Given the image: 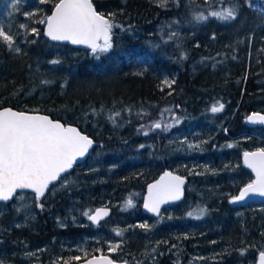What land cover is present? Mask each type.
<instances>
[{
    "label": "trees",
    "instance_id": "trees-1",
    "mask_svg": "<svg viewBox=\"0 0 264 264\" xmlns=\"http://www.w3.org/2000/svg\"><path fill=\"white\" fill-rule=\"evenodd\" d=\"M92 1L113 25L111 47L93 52L57 44L45 36L44 25L20 55L0 40V108L44 112L77 125L95 139L93 152L117 157L105 158L118 162L107 168L90 155L75 168L69 193L59 197L74 204L78 199L91 210L111 207V226L119 219L122 238L132 240L127 250L136 246L140 259L144 254V261L157 264L201 256L217 264L256 261L264 251V203L240 208L231 201L254 179L243 153L264 148V128L247 124L251 112H264V21H253L249 0ZM232 7L235 19L209 15ZM198 13L208 18L197 20ZM241 23L248 25V35L238 54L223 45ZM165 71L179 74L176 93H167ZM217 102L224 108L213 113ZM166 168L188 176L186 199L205 206V217L186 220L166 209L142 228L147 184ZM206 186L216 188L215 200L193 194L192 188ZM131 195L133 210L125 207ZM64 203H56L54 211ZM50 204L38 211L49 212ZM120 259L135 264L133 257Z\"/></svg>",
    "mask_w": 264,
    "mask_h": 264
},
{
    "label": "snow or ice",
    "instance_id": "snow-or-ice-1",
    "mask_svg": "<svg viewBox=\"0 0 264 264\" xmlns=\"http://www.w3.org/2000/svg\"><path fill=\"white\" fill-rule=\"evenodd\" d=\"M209 15L220 19H235L237 9L232 7L221 12H211ZM195 18L205 20L208 17L198 13ZM41 23L47 24L46 34L52 40L87 44L93 52L107 51L111 47L110 32L113 25L109 19L95 11L91 0H59L52 15ZM31 31L36 33L37 29L32 28ZM13 39L11 34L0 27V40L11 48ZM15 50L18 52L19 48ZM164 83L170 87L174 81L165 80ZM223 108L224 105L217 102L211 106L210 111L216 113ZM247 119L264 122V115L253 113ZM154 127L159 128L160 124L156 123ZM92 143L77 128L66 127L47 116L14 111L11 108L0 110V201L13 198L17 189H32L39 200L49 184L71 168L77 158L83 157ZM244 163L255 172L256 179L247 184L238 196L232 197L233 203L244 200L249 194L264 196V148L245 152ZM183 183L182 177L166 172L159 181L149 185L144 207L158 213L161 204L180 198ZM131 205L132 200L129 199L127 206ZM203 212L201 209L200 214ZM84 215L89 220L98 222L108 215V210L99 208L94 213L85 212ZM188 215L193 213L189 212ZM140 227L147 229L149 225L142 224ZM117 234H121L119 230ZM118 247L119 245L110 246L109 251L114 252ZM71 259L79 261L81 257L75 256ZM57 264L70 262L58 261ZM85 264H114V261L106 255H100L85 259ZM258 264H264V251L259 253Z\"/></svg>",
    "mask_w": 264,
    "mask_h": 264
},
{
    "label": "flooded vegetation",
    "instance_id": "flooded-vegetation-1",
    "mask_svg": "<svg viewBox=\"0 0 264 264\" xmlns=\"http://www.w3.org/2000/svg\"><path fill=\"white\" fill-rule=\"evenodd\" d=\"M178 77L179 74L175 73L174 71H165L162 74V83L166 88H168V94H173L177 92V89L176 87H174V84H177V82L179 81ZM165 80L174 81V83H172L169 87L164 83ZM179 104L180 103L177 104L178 107H180ZM80 166L81 164L75 166L74 169L70 173L64 175L58 183L51 185L49 191L39 200L36 199L35 193L33 192L20 191L13 198L12 201L8 203L0 202V260L5 261L7 264H57L58 261H69L70 264H76L94 255L107 254L105 251L108 249V247L105 246L107 248L103 247V252H100L98 249H94L91 252V256L88 255L89 252H87L86 257L84 254L81 257V260L75 261L71 259V253L67 251V246L72 244V239L78 240L84 237H88V234L86 235L87 229L91 231V235H93L94 237L91 241L89 240L88 243H91L94 247H96L97 245L99 246L100 244L102 245V243L95 241V238H99L102 233H105V231L106 234L109 235V232L112 230L111 228L119 229V219H115L113 221V226H111L112 220L109 219L112 215L99 224L91 223L88 217H83L82 219L77 218L76 220H73L70 217L69 212L72 208H84L82 204H78V199L74 204L73 202H68V198L62 197L65 193H69L70 183L71 181H73L72 174L75 171V168L77 169ZM94 167L98 168L99 166ZM103 176L104 174L102 175V177ZM95 177L96 176H93V178ZM64 179H68V183L63 186V188H61V190H59L58 192H52L53 190L51 189L60 186L61 182H63ZM187 190L188 185L186 187V198L188 194ZM61 194L62 196L59 197V195ZM20 196L31 198L34 200V202H36V204H34L33 206H29L31 211L23 212L24 209H22V206L20 204ZM61 200L65 201L63 208L58 211H54L56 209L55 204L60 202ZM47 201L51 202L50 207L48 209L49 212H39L38 208H42V205H45ZM173 207L174 206L166 209H172ZM95 208L93 209V211L95 210ZM166 209L162 211V214H164V211ZM146 216L152 218V216ZM130 228L131 231L134 232L135 224L132 223L130 225ZM130 235L131 234L129 233H125V236ZM78 236H80L81 238H79ZM126 247L128 246H124V248H122L119 253L108 251L107 252L113 259L117 261H126L120 258L131 259L133 257L135 260V264H157L155 260V262L144 261L142 263L137 251H133L136 250V246L130 252L127 250ZM62 249H64V251H61ZM96 251H99L98 254H95ZM74 253H80V251L74 250ZM126 262L132 264L131 261ZM166 263L217 264L215 261L213 262V260L209 261L205 258L203 259L202 256L200 257V259L197 260H187L185 262L173 260L168 261Z\"/></svg>",
    "mask_w": 264,
    "mask_h": 264
},
{
    "label": "rangeland",
    "instance_id": "rangeland-1",
    "mask_svg": "<svg viewBox=\"0 0 264 264\" xmlns=\"http://www.w3.org/2000/svg\"><path fill=\"white\" fill-rule=\"evenodd\" d=\"M155 1L161 2L162 0H155ZM56 2H58V0H0V27H3L4 30L7 31L9 34H11L14 38L13 39V46L11 48L6 44L7 48L9 49V51L12 52V54L20 55L29 48L28 45H29V43H31L33 36L38 32V30L41 29L42 25H45V23H41V21L46 20V18L48 17L47 9L49 7L53 8L55 6ZM248 6H250V8H251L250 10L253 12V15L255 18L253 20L254 22L258 23L259 21H264V0H249ZM21 25H24V27H21ZM247 26L248 25L246 23L234 25L232 27V30H231L233 37L232 38L230 37V40H227L228 43L223 45V48H227L231 52L235 51L238 54L241 53L240 52L241 49H244L245 45H246V40H247V35H248L247 34L248 33L247 28L248 27ZM32 28H36L37 32L33 33L31 31ZM3 43H5V42H3ZM16 48H19L18 52L15 50ZM83 85H84V83H83ZM107 156H109V155H107ZM106 157L101 158L99 152L98 153L92 152V157L90 160L93 161L94 164H97V165L101 164L100 162H102V164L104 166H106L107 168H112L114 166H117L116 165V164H118L117 161H112L113 163L109 164L108 163L109 161L105 160ZM110 159L116 160L117 157L115 155H111L108 157V160H110ZM111 173H112L111 171H108V175H111ZM67 183H68V179H64V181L61 182L60 186H58L57 188L51 189V190H53L52 192H58ZM192 191H193L194 195L196 194L195 196H198V197L204 198V199L210 198L212 200H215L217 197L216 188L211 187V186H206L205 188H203L201 190H196V189L192 188ZM133 197H134L133 195H131V197H130V199L132 200L131 206H127V202L125 203V205H126L125 207L127 209L133 210L134 205H135ZM20 200H21L20 204L22 206V209H24L23 212L31 211L29 206H33L34 204H36V202H34L33 199L25 197V196H20ZM70 202H72V200H70ZM210 203H212V205L215 206L214 202L210 201ZM201 209L204 210L202 215L200 214ZM92 211L93 210H91L87 207H84V208L80 207V208H76V209L72 208L70 210L69 214L73 220H76L77 218L82 219L83 217H88V216L84 215V213L85 212L91 213ZM168 211H169L170 215L181 212L184 215V218L186 220H189V219L202 220L205 217V206H203V205L199 206V205L195 204L194 200L189 198V197H188V199H186L185 205H183V206L181 205V207L176 209V210L172 211V209H170ZM189 212L193 213V215L189 216L188 215ZM169 214L166 213V216ZM144 215L146 216V214H144ZM162 216H160V217H162ZM160 217H158V218H160ZM158 218H155V219H158ZM145 219H146V221H144L141 224H146L147 222H150V220H151L147 216L144 218V220ZM134 224H136V222H134ZM133 228H134V225H133ZM111 229H112L111 230L112 233H114V236H110V234L109 235L106 234V231H105V233H102V235H100L99 238L94 239L95 241L102 243V245L100 244L99 246L97 245L96 247H94L91 243H88L89 240L91 241L94 238L93 235L88 234L87 236L90 238H88V237L81 238L80 236H78L81 239H78V238H76L78 240L72 239V244L67 246L68 247L67 251H69L71 253V257H75V256L82 257V255H84L85 253L91 252L94 249L95 250L98 249L100 252H103L102 249L108 247V249L106 251L110 252L109 251L110 246L119 245L117 250L114 251V252L119 253V251L125 245L131 244L132 240L129 237H126L123 239L122 238L123 233H122L121 229H116V228H111ZM118 230L121 233L120 235L117 234ZM135 230H136V227H135ZM177 238H180V237L177 236ZM175 242H176V244L179 245L180 241L175 240ZM105 246H107V247H105ZM74 250H78V251H80V253H74ZM61 251H64V249H62ZM108 252H107V254H108ZM144 257H145V255L143 254V258L140 259L142 261V263L144 262V260H143ZM258 257H259V255H258ZM26 258H28V257H26ZM146 261L155 262L154 259L146 260ZM257 261H258V259L252 263H250V262L245 263L243 261H240L238 264H257ZM0 264H7V263L5 261L0 260Z\"/></svg>",
    "mask_w": 264,
    "mask_h": 264
},
{
    "label": "water",
    "instance_id": "water-1",
    "mask_svg": "<svg viewBox=\"0 0 264 264\" xmlns=\"http://www.w3.org/2000/svg\"><path fill=\"white\" fill-rule=\"evenodd\" d=\"M58 2H59V1H58ZM58 2H57V3H58ZM91 2H92V4H93V7H94L95 11L98 12V13H100L99 11H97V9H96V7H95V5H94V3H93L92 0H91ZM54 10H55V6L53 7L51 13H50L48 16L52 15V12H53ZM100 14H101V13H100ZM102 15H103V14H102ZM103 16H104V15H103ZM104 17H105L106 19H108L106 16H104ZM46 29H47V24L45 23V25H44V34H45V36H46L48 39H50V40H51L52 42H54V43L62 44V45H69V46H72V47H75V48H79V49H91V47H90L89 45H87V44H73L71 41H57V40H52L49 36H47V34H46ZM110 41H111V32H110ZM91 50H92V49H91ZM4 108H11V109L14 110V111L27 112V113H29V114H36V115L47 116V117H49L51 120L59 121L61 124L65 125L66 127H67V126H71V127H75V128H77L78 131H80L83 135L88 136V137L93 141L92 145L89 147L87 153H86L83 157H79V158H77V160L74 161V163H73V165H72L71 168L67 169L66 172H64V173H61L60 177H59L56 181H53V182H51V183L49 184L48 189L45 191L44 195L49 191L51 185L58 183V182L60 181V179H61L64 175L70 173V172L74 169L75 166L80 165V164H83L86 160H88L89 157H90V155H91V153H92V151L95 149V146H96V141H95V139H94L92 136L88 135L86 132H83V131H82L77 125H74V124H65V123L62 122L61 120L53 119L49 114H46V113H44V112H30V111H25V110H18V109H16V108H13V107H10V106L2 107V108H0V110H2V109H4ZM253 113H258V114H260V115H264V112L254 111V112H251L247 117L251 116ZM247 124H248L249 126H251V127H257V126H260V127L264 128V122H260V121H258V120L255 121V122H252V121H249V120L247 119ZM257 150H258V149L247 150L246 152H255V151H257ZM244 153H245V152H244ZM242 160H243V163H244V154H243V156H242ZM244 165L246 166V168H247L248 170H250V171L252 172V174H253V176H254V179H253V180H255V179H256V174H255V172H254L251 168H249L245 163H244ZM166 172L171 173L173 176H179V177H182V178L184 179V183H183V185H181L182 194L180 195V198L177 199V200H169V201H167L166 203L161 204L158 213H157V212L149 211L148 209H146V208L144 207L145 200H146V198L148 197L149 185L155 184L157 181H159L160 178H161L162 176H164V174H165ZM188 181H189V178H188L186 175H182V174H180V173H178V172H176V171H174V170H172V169H170V168H166L165 170H163V171L160 173V175H159L156 179H154L153 181H151V182H149V183L147 184L146 192H145V194H144L143 201H142V207H141L142 212H143L144 214H146V215H150V216H153V217H159V216L162 214V211H163L164 209H166V208H170V207H172V206L179 205V204L184 200V198H185L186 185H187ZM250 183H251V182H250ZM248 184H249V183H248ZM246 185H247V184H246ZM246 185H245V186H246ZM245 186H243V187L241 188V190H242ZM241 190H240V191H241ZM20 191H29V192H33V193H34V191H33L32 189H17V191H16V193L14 194L13 198H14V197L17 195V193L20 192ZM240 191H239V193H238L236 196H238V195L240 194ZM44 195H43V196H44ZM43 196H42V197H43ZM42 197H40V198H42ZM13 198H11V199L8 200V201H0V202L8 203V202L12 201ZM256 203H259V204L264 203V196H261V195H259V194H249V195L246 196L245 199L242 200V201H237V202H235V203L232 202V205L235 206V207H245V206H247V205H249V204H256ZM99 208H106V209L108 210V215L102 217L98 222H93V221L90 220V222L93 223V224H99V223H101L102 221L108 219V218L111 216V214H112V209H111L109 206L101 205V206L95 208V210H96V209H99ZM95 210H94L92 213H94ZM100 255H106V256H108L110 259H112V260L114 261V264H130V263L126 262V261H117V260L113 259L109 254H100ZM100 255H94V256H97V257H98V256H100ZM92 257H93V256L89 257L88 259H91ZM258 260H259V257H258ZM76 264H85V260H83V261H81V262H79V263H76ZM257 264H258V262H257Z\"/></svg>",
    "mask_w": 264,
    "mask_h": 264
},
{
    "label": "bare ground",
    "instance_id": "bare-ground-1",
    "mask_svg": "<svg viewBox=\"0 0 264 264\" xmlns=\"http://www.w3.org/2000/svg\"><path fill=\"white\" fill-rule=\"evenodd\" d=\"M257 135V134H256ZM259 136V135H258ZM189 182V181H188ZM187 185H188V183H187ZM187 185H186V187H187ZM185 198H186V193H185ZM185 198H184V200L180 203V204H182L184 201H185ZM250 205V204H249ZM248 206V205H247ZM112 215V214H111ZM150 216V215H149ZM153 217V216H152ZM160 217V216H159ZM155 218H158V217H155Z\"/></svg>",
    "mask_w": 264,
    "mask_h": 264
}]
</instances>
